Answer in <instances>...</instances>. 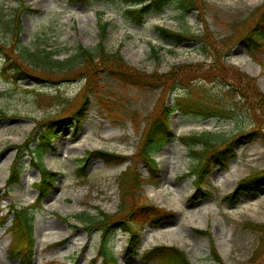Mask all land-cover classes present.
<instances>
[{
    "label": "rangeland",
    "instance_id": "obj_1",
    "mask_svg": "<svg viewBox=\"0 0 264 264\" xmlns=\"http://www.w3.org/2000/svg\"><path fill=\"white\" fill-rule=\"evenodd\" d=\"M202 17L208 26L215 50L224 55L230 67L229 77L248 76L264 93V49L251 54L243 40L264 15V0H205ZM22 43L28 47H52L57 58L74 54L79 45L94 50L100 40L99 25L109 22L105 46L115 51L122 46L125 61L138 70L152 73L158 69L167 73L177 65L187 66L189 72L180 75L169 94L172 105L179 96L191 102L208 101L218 108L216 115L206 116L199 111L186 114L177 109L170 116L174 131L172 138L155 158L159 164V178L147 182L145 194L150 203L174 211L175 215L158 225L147 224L141 232V243L135 253L125 248L129 234L124 228L114 231L110 243L121 264H159L147 258L144 251L154 245H176L184 250L193 264H222L211 255L214 244L223 264H264V259L252 261L258 245V235L245 228V222L264 223V183L259 189L243 191L237 200L225 199L239 180L254 172H264V120L238 95L226 96L225 83L210 69L214 58L202 54L200 41L188 40L179 46L165 41L158 26L173 31L208 36L198 12L182 18L173 1L160 8L153 5L144 21L136 23L124 14L120 0H101L91 3L80 0H0L4 19L14 15L22 6ZM201 17V18H202ZM12 34L0 27V42L10 44ZM51 48V49H52ZM153 48L158 49L155 57ZM210 50V46H208ZM4 55L0 54V264H89L97 256L100 242L98 229L76 230L80 225L74 216L84 210L95 214L103 211L114 214L120 207L118 177L137 152L141 132L147 116L153 111L163 93V86H134L111 77L106 71L95 73L96 90L89 94L90 106L82 123L66 124L53 138L52 146L41 156V161L59 173L49 195L34 212L36 248L32 262H23L9 253L12 216L3 222L11 205L28 206L38 198L36 183L40 172L28 153L21 182L6 192L5 184L16 155L13 145L23 143L38 122L57 116H68L79 105L85 82L78 77L84 68L70 73V81L55 76V82L36 83L31 79L13 81L3 70ZM78 77V78H76ZM45 79V76H44ZM43 79V80H44ZM68 80V79H67ZM172 82L169 81V85ZM194 84L204 85L196 89ZM37 91L45 95L37 96ZM103 96L104 109L98 104ZM50 95L59 96L50 99ZM72 100L62 107L63 100ZM187 101H189L187 99ZM135 112L143 118L136 129L130 118ZM252 129L256 134L249 136ZM220 132L229 137L235 156L226 169L213 167L204 190L210 196L197 198L194 176L197 164L182 136L195 133ZM103 150L128 156L122 163L109 164L97 156L80 161L86 153ZM32 154V152H31ZM33 156V155H32ZM36 155H34L35 157ZM38 157L36 156L34 160ZM144 177L151 170L144 162L136 165ZM83 167V169H81ZM83 173L84 176L80 174ZM3 222V223H2ZM199 230H208L210 234Z\"/></svg>",
    "mask_w": 264,
    "mask_h": 264
},
{
    "label": "trees",
    "instance_id": "obj_2",
    "mask_svg": "<svg viewBox=\"0 0 264 264\" xmlns=\"http://www.w3.org/2000/svg\"><path fill=\"white\" fill-rule=\"evenodd\" d=\"M85 2L101 1V0H82ZM126 5L124 13L126 16L134 18L136 23L142 22L152 6L155 4L160 8L164 3L173 1L182 18L190 15L192 12H198L205 31L208 36L202 34H189L187 32L172 31L166 27H158L160 37L165 41H172L177 47L188 40L200 41L202 44V54L205 57L213 56L211 70L225 83V94L227 97L238 95L253 111L257 112L259 119L264 120V93L258 88L254 79H248V76L229 77L230 67L224 59V55L215 50L214 39L210 38V32L202 15L205 12V0H121ZM29 7L20 6L13 16L4 19L0 12V27L6 28L12 34V42L10 44L0 42V54L4 55L3 70L8 71L9 78L17 82L20 80L31 79L36 83L55 82V76H63L59 79L62 81H70V73L75 72L76 68H84L78 76L84 78L83 89L80 90L79 105L75 110L71 111L68 116H57L49 118L47 121L38 122L30 136L21 144L13 145L16 149V155L10 168V174L6 181V192L21 182V174L25 169L24 159L26 154L31 155L34 165L39 169L40 180L36 183L39 192L37 201L28 206L18 207L13 204L9 208L8 213L2 216L3 222L12 215V225L10 227L11 244L10 255L19 257L23 262H31L36 245L34 212L41 208V202L47 197L55 185L58 173L47 168L41 161L42 154L52 146V141L66 124H73L77 127L84 120L87 110L90 106L89 94L93 93L98 84L95 82L99 77L94 78V74L106 71L111 77L117 78L124 83H130L134 86L146 87L148 85L163 86V93L158 100L153 111L147 116L145 126L141 132L140 141L137 152L133 159V164L128 166L118 177L120 207L114 214L98 211L91 214L83 211L75 215V218L82 223V226L88 230L98 229L101 233L100 244L98 247L97 257L90 264H120L116 258L110 242L116 228H124L130 235L129 245L126 250L134 253L141 241V231L145 229L147 223L158 225L161 222L172 218L175 213L150 204L145 194L144 186L152 179L159 176L158 162L155 155L163 149V147L175 136L171 124L170 116L177 109L189 114L195 111L203 113L202 115L214 116L218 111L216 106H211L208 101L191 102L189 98L183 97L180 101L179 96L175 98L172 105H168L167 100L174 84L179 80L180 75L189 72L187 66L177 65L172 71L160 73L158 69L152 73H146L129 65L119 46L115 51H109L105 46L106 33L109 22H103L99 25L100 40L94 50L86 48L82 45L78 46L77 51L67 58H57V51L52 47H36L31 48L22 43L21 33L23 32L22 14ZM202 17V18H201ZM243 43L247 46L248 51L255 55L260 49H264V15L261 16L256 26L242 38ZM210 46V50L208 49ZM52 48V49H51ZM155 57H158V49L153 48ZM45 76V79H44ZM76 77V78H78ZM44 79V80H43ZM68 79V80H67ZM169 81L172 83L169 85ZM196 89L203 88L204 85L194 84ZM45 95L43 92L37 91V96ZM50 99H58L59 96L50 95ZM187 99L189 101H187ZM72 100H63L62 107L70 105ZM98 104L109 109L105 105L104 98L101 94L98 97ZM135 112L131 113V120L136 129H139V122L143 119ZM7 118V114L2 111L0 123L2 119ZM257 129H252L249 136L256 134ZM181 140L190 149L191 156L196 158L197 164L192 168L190 174L194 176V188L198 194V198L208 196L203 186L207 182L213 167L220 166L227 168L229 161L235 156L232 143L229 137L220 132H203L195 133L189 136H182ZM32 152V154H31ZM33 155V156H32ZM34 155L38 158L36 160ZM91 156H97L109 164L122 163L128 159V156L118 153H110L106 151L88 152L81 161H87ZM138 162H144L151 174L144 177L135 166ZM83 169V168H81ZM84 176L83 173L80 174ZM264 183V172H254L246 178L240 180L234 192L225 199L237 200L243 191H252L259 189ZM2 222V223H3ZM81 226L76 225L79 229ZM245 228L255 232L258 235V245L253 254L251 262L264 259V223L255 221L245 222ZM201 233L210 234L208 230H198ZM211 255L215 261L222 263L221 255L218 253L214 244L211 245ZM147 258H151L159 262V264H192L185 251L175 245H156L144 252Z\"/></svg>",
    "mask_w": 264,
    "mask_h": 264
}]
</instances>
